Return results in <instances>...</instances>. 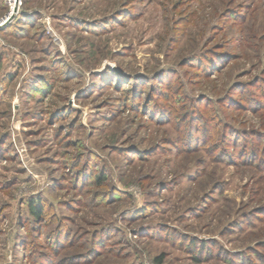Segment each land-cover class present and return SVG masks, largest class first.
Returning <instances> with one entry per match:
<instances>
[{
    "label": "rangeland",
    "instance_id": "1",
    "mask_svg": "<svg viewBox=\"0 0 264 264\" xmlns=\"http://www.w3.org/2000/svg\"><path fill=\"white\" fill-rule=\"evenodd\" d=\"M22 3L0 264H264V0Z\"/></svg>",
    "mask_w": 264,
    "mask_h": 264
},
{
    "label": "built area",
    "instance_id": "2",
    "mask_svg": "<svg viewBox=\"0 0 264 264\" xmlns=\"http://www.w3.org/2000/svg\"><path fill=\"white\" fill-rule=\"evenodd\" d=\"M4 4H6L8 8L7 15L2 18L5 20L6 23H9L10 21H13L15 17L19 15L22 9V0H3Z\"/></svg>",
    "mask_w": 264,
    "mask_h": 264
},
{
    "label": "trees",
    "instance_id": "3",
    "mask_svg": "<svg viewBox=\"0 0 264 264\" xmlns=\"http://www.w3.org/2000/svg\"><path fill=\"white\" fill-rule=\"evenodd\" d=\"M105 177H99V180H104ZM31 212L33 213V215H35L36 217L40 218L42 216L43 210H42V206L38 203V205L36 204H32L31 205Z\"/></svg>",
    "mask_w": 264,
    "mask_h": 264
},
{
    "label": "bare ground",
    "instance_id": "4",
    "mask_svg": "<svg viewBox=\"0 0 264 264\" xmlns=\"http://www.w3.org/2000/svg\"><path fill=\"white\" fill-rule=\"evenodd\" d=\"M2 24H6L5 20H4V22Z\"/></svg>",
    "mask_w": 264,
    "mask_h": 264
}]
</instances>
